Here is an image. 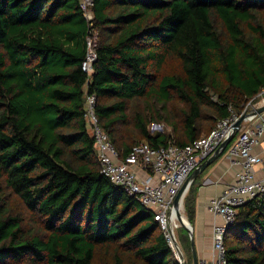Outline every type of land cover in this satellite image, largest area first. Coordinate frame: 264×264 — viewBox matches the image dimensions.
I'll list each match as a JSON object with an SVG mask.
<instances>
[{
    "label": "trees",
    "instance_id": "trees-1",
    "mask_svg": "<svg viewBox=\"0 0 264 264\" xmlns=\"http://www.w3.org/2000/svg\"><path fill=\"white\" fill-rule=\"evenodd\" d=\"M90 8L98 40L87 77L78 0H0V264H181L152 211L99 173L84 95H95L97 120L121 153L205 135L264 86V0ZM134 100L147 117L133 114L128 139L120 134ZM152 120L170 131L149 132ZM194 191L192 180L183 196L190 222ZM222 242L225 264H264V191L237 207Z\"/></svg>",
    "mask_w": 264,
    "mask_h": 264
},
{
    "label": "built area",
    "instance_id": "built-area-1",
    "mask_svg": "<svg viewBox=\"0 0 264 264\" xmlns=\"http://www.w3.org/2000/svg\"><path fill=\"white\" fill-rule=\"evenodd\" d=\"M78 4L88 22L84 36L85 50L80 61V68L88 77L96 59L98 30L93 24L92 0H78ZM258 101L264 102V86L247 99L239 111L228 107V114L216 119L205 135L183 145H177L172 140L159 146L138 141L121 153L111 144L97 120L95 95L85 93L83 116L93 139L99 173L152 211L178 261L174 229L179 223L175 224L174 220L177 219V211L183 214V197L174 205V196L190 171L226 138L243 112L246 114L223 151L230 159L237 157L238 169L232 181L207 203L208 211L219 220L213 221L211 231L214 258L204 264H225L222 242L225 228L233 222L239 205L264 191V121L259 119L254 122L257 113L250 112ZM256 167L262 172L261 177L256 176Z\"/></svg>",
    "mask_w": 264,
    "mask_h": 264
},
{
    "label": "crops",
    "instance_id": "crops-1",
    "mask_svg": "<svg viewBox=\"0 0 264 264\" xmlns=\"http://www.w3.org/2000/svg\"><path fill=\"white\" fill-rule=\"evenodd\" d=\"M262 104H264V102L258 101L255 106ZM259 119L264 121V109L257 112L254 122ZM232 158L233 159L228 158L222 151L191 179L195 185V191L191 222L189 221V223L191 225L196 258L199 264L211 261L215 255L211 246V231L213 221H218L219 219L218 217L213 218V215L207 209V203L225 184L232 181L235 171L238 169V164L235 162L237 157L234 156ZM256 176H262V172L258 167H256ZM175 237L182 251L179 236H177L176 233Z\"/></svg>",
    "mask_w": 264,
    "mask_h": 264
},
{
    "label": "water",
    "instance_id": "water-1",
    "mask_svg": "<svg viewBox=\"0 0 264 264\" xmlns=\"http://www.w3.org/2000/svg\"><path fill=\"white\" fill-rule=\"evenodd\" d=\"M264 109V104L254 106L253 108L250 109V112H260L261 110ZM246 114V112L241 113V115L238 117V119L233 123L231 131L229 134L226 136L225 139L221 141V143L216 147V149L208 156L203 158L201 161L198 162V164L190 171V173L187 175L186 179L178 189L177 193L174 196L173 199V204L176 205L181 197H183L184 193L186 192L188 185L193 178V176L200 170H202L206 165H208L219 153H221L227 144V142L230 140L232 137V134L235 132V130L238 128L243 116ZM176 218L179 221V225L182 226L187 234H188V239H189V247H190V254H191V264H199L197 258H196V253H195V248L193 244V239H192V232H191V225L188 221V219L178 211L176 212ZM176 247H177V257L179 259V262L183 264V254L182 251L175 242Z\"/></svg>",
    "mask_w": 264,
    "mask_h": 264
},
{
    "label": "rangeland",
    "instance_id": "rangeland-1",
    "mask_svg": "<svg viewBox=\"0 0 264 264\" xmlns=\"http://www.w3.org/2000/svg\"><path fill=\"white\" fill-rule=\"evenodd\" d=\"M211 98L213 99V95H211ZM168 109H170L171 111L176 110V106L175 105L174 106L169 105ZM135 112L142 113V115L144 117H147V110H144L143 103L141 100H134V101L128 102V108L126 110V115H127V120L129 122L125 124L126 127L124 126V128H122V130H125V129H127V130L123 131V133L120 134L124 138L130 139L131 137H135L137 134L136 131L130 127V125H131L130 121L132 120L133 114ZM146 128L148 129L149 132H152V131H170V127L166 126L163 121H158V120H152L151 122H148L146 124ZM141 139L142 138L138 137V138H136V141L141 140ZM182 213L186 217L185 212H184V207H183ZM178 223H179V221H178ZM179 227H180V225H178L174 229L177 236H179V234L181 232V229Z\"/></svg>",
    "mask_w": 264,
    "mask_h": 264
},
{
    "label": "bare ground",
    "instance_id": "bare-ground-1",
    "mask_svg": "<svg viewBox=\"0 0 264 264\" xmlns=\"http://www.w3.org/2000/svg\"><path fill=\"white\" fill-rule=\"evenodd\" d=\"M174 223H175V224H177V223H178V220H177V219H175V220H174Z\"/></svg>",
    "mask_w": 264,
    "mask_h": 264
}]
</instances>
